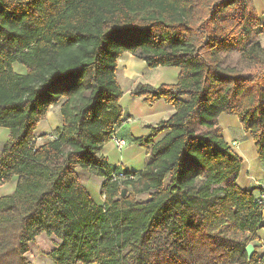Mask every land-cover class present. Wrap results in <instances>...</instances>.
<instances>
[{"label":"trees","instance_id":"1","mask_svg":"<svg viewBox=\"0 0 264 264\" xmlns=\"http://www.w3.org/2000/svg\"><path fill=\"white\" fill-rule=\"evenodd\" d=\"M247 11V0H0V185L17 179L0 197V264H33L29 244L42 234L58 241L53 264H262L264 253L248 259L245 247L264 202L236 185L242 160L216 122L236 116L264 164V47L253 41L243 54L255 74L222 65L260 26ZM125 53L179 76L131 91L174 114L136 141L148 150L167 132L146 168L119 177L100 151L122 121ZM52 106L61 125L38 145ZM77 170L105 178L102 206Z\"/></svg>","mask_w":264,"mask_h":264},{"label":"crops","instance_id":"2","mask_svg":"<svg viewBox=\"0 0 264 264\" xmlns=\"http://www.w3.org/2000/svg\"><path fill=\"white\" fill-rule=\"evenodd\" d=\"M247 3L248 16L258 20L260 23L259 28L253 32L251 38L264 47V0H247ZM13 69L18 74H25L26 72L23 67L18 65H14ZM178 76L179 69L176 67L150 69L144 61L128 53L123 54L118 59L117 82L120 88L122 87V82L128 84V86L125 90L121 88L122 96L119 100V105L122 110V121L119 127L115 129L112 137L116 140H124L126 144L118 149L116 144L110 140L103 145L100 151L101 156L106 159L113 170L114 176L121 177L126 172H140L146 168L151 162L149 150L167 132L155 137L148 146V150L140 147L136 141L148 134L149 127H155L159 122L168 120L174 114V108L164 101L159 100L153 105H148L141 97H132L131 91L139 84L149 85L154 88L160 85H173L177 82ZM216 122L224 141L242 160L241 169L235 180L236 185L241 190L249 191L254 197H258L264 192V164L257 157L256 148L249 132L243 130L236 116L220 114ZM60 125L59 106H52L48 110L45 119L40 122L35 130V136L38 138L45 135L49 136L55 133ZM7 140L8 130L0 128V154ZM77 175L93 202L98 206H102L104 196L101 193V187L105 178L84 170H77ZM16 180V178H13L9 183L2 185V188L5 187V191L0 193V197L14 191ZM256 236V241L250 244H252L254 252L259 256L261 254V247L259 248V246L264 243V214L261 227L258 229ZM57 244L58 241L54 237L42 234L29 244L27 258L33 264H53L46 254L55 249Z\"/></svg>","mask_w":264,"mask_h":264},{"label":"rangeland","instance_id":"3","mask_svg":"<svg viewBox=\"0 0 264 264\" xmlns=\"http://www.w3.org/2000/svg\"><path fill=\"white\" fill-rule=\"evenodd\" d=\"M256 36V35H254ZM253 38H257V37H253ZM253 41H255V39L249 38L247 41H242L239 43H236L234 46H232L230 48V50L228 52L222 53V65L226 66H233L236 67L243 75H249V74H255L258 72L257 69V64L255 62H252L248 59H246L243 54L245 52V50L249 47L250 42L252 43ZM167 45V43H166ZM122 90H125L128 86V84L122 82ZM133 85V84H132ZM262 85V84H261ZM191 129L195 130V131H199L200 130V126H198V119H194L191 123ZM38 138V137H37ZM41 140L38 142V144L40 142H42V138H40ZM5 191V187L2 188V185H0V193H3ZM97 195V194H96ZM97 199L98 196H96ZM147 198V194L146 195H140L138 197V199L140 201L145 200ZM41 242V240H40Z\"/></svg>","mask_w":264,"mask_h":264},{"label":"built area","instance_id":"4","mask_svg":"<svg viewBox=\"0 0 264 264\" xmlns=\"http://www.w3.org/2000/svg\"><path fill=\"white\" fill-rule=\"evenodd\" d=\"M49 139H53L54 137L51 135L48 137ZM41 139L40 138H36V141L37 143L40 141ZM111 140L116 144L117 148L120 149L122 148L123 146H125L126 142L124 140H116L114 137L111 138ZM43 142V140H42ZM42 142H40L39 144H41ZM38 144V145H39ZM234 145V144H232ZM263 200H264V192H262L258 197H257V202L259 204L263 203ZM261 252L264 253V245L261 246ZM262 264H264V256H263V262Z\"/></svg>","mask_w":264,"mask_h":264},{"label":"water","instance_id":"5","mask_svg":"<svg viewBox=\"0 0 264 264\" xmlns=\"http://www.w3.org/2000/svg\"><path fill=\"white\" fill-rule=\"evenodd\" d=\"M123 195H124V192H123ZM245 252H246V255H247L248 259H250V257L254 253V247L252 246V244H248L245 247Z\"/></svg>","mask_w":264,"mask_h":264}]
</instances>
